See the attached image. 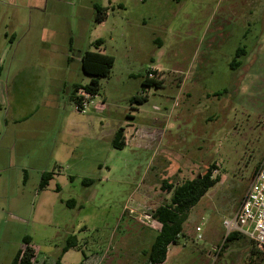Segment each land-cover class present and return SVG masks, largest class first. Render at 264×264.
Here are the masks:
<instances>
[{"label":"rangeland","instance_id":"374dc122","mask_svg":"<svg viewBox=\"0 0 264 264\" xmlns=\"http://www.w3.org/2000/svg\"><path fill=\"white\" fill-rule=\"evenodd\" d=\"M96 5L107 8L102 22ZM100 46L115 57L93 98L106 110L96 113L90 103L76 113L68 92L53 81L47 88L44 78L69 60L66 79L87 81L80 56ZM239 46L246 53L232 68ZM0 57L1 78L21 69L7 97L42 105L28 135L21 132L28 126L6 124L0 109V264H11L26 234L35 264H53L71 234L80 243L64 264H147L158 230L135 215L169 199L157 188L164 178L192 177L213 162L221 180L192 207L163 264H264V248L243 234L226 241L223 224L264 159V0H0ZM152 66L159 87L142 84ZM69 112L96 123L94 136L68 154L61 147ZM120 126L128 128L123 149L98 138ZM44 172L54 179L40 190ZM71 197L75 207L65 202Z\"/></svg>","mask_w":264,"mask_h":264},{"label":"trees","instance_id":"16d2710c","mask_svg":"<svg viewBox=\"0 0 264 264\" xmlns=\"http://www.w3.org/2000/svg\"><path fill=\"white\" fill-rule=\"evenodd\" d=\"M97 14L96 21L102 22L107 17V11L105 7L96 5ZM104 43L103 38L95 40V44L101 45ZM246 53L245 46H239L236 49L234 59L231 62L232 68H238L242 61L240 59ZM80 63L84 73L91 77L90 81L85 84H75L71 93V98L75 102L78 100L76 93L79 89L85 88L93 95H97L100 92V80L102 77L108 76L115 63V57L111 54L87 50L80 56ZM3 64L0 59V75L3 72ZM148 69L146 75L142 80L143 85L159 87L161 82L149 77L148 73L151 72ZM227 92V89L223 91L215 92V95H221ZM148 100V96H134L131 101L137 103H143ZM3 105L0 102V109ZM125 128L120 126L114 133L112 145L114 148L123 149L126 146ZM259 165L256 169H258ZM218 169L216 163H211L203 172H199L192 177H182L178 181H172L169 178H164L157 187L159 191L165 194H171L169 199L160 203L154 209L150 211L151 216L160 224L161 228L157 231L155 239L148 250H145L146 263L147 264H163L168 255L169 247L171 244H177L181 236L184 235V224L189 219V213L192 207H194L200 199L206 195L210 188L215 186L221 180V175H214V171ZM53 173L44 172L39 184V189L44 190ZM95 182L94 178H84L82 183L84 185H91ZM68 206L74 207L76 204L67 202ZM242 234L239 232H231L226 236V241L241 238ZM79 246V241L76 234H71L67 237L66 243L63 246L61 253L55 258L53 264H62L64 254L71 248ZM256 253V250L253 249ZM37 249L33 244V238L31 235L26 234L23 237V245L17 251L11 264H35L37 259ZM264 255V250L261 251ZM83 264V263H81Z\"/></svg>","mask_w":264,"mask_h":264},{"label":"crops","instance_id":"0c3cea01","mask_svg":"<svg viewBox=\"0 0 264 264\" xmlns=\"http://www.w3.org/2000/svg\"><path fill=\"white\" fill-rule=\"evenodd\" d=\"M99 51L105 53V50H104V48L102 46L99 47ZM54 56H55V54H54ZM53 58L54 57H52L50 59L52 60ZM0 59L2 61L1 57H0ZM65 63H70V62H69V60L67 62H66V60H65V62L61 61L59 63V68H58V71L55 74V76L53 78H50V76L45 77L44 78V82H45L46 87L48 88L49 83H51L53 81L54 84L59 85V88L61 90L67 91L68 95H70V98H71V93H72V90H73V86L75 84L85 85V84H87L90 81L91 77H88L87 81H85V82H73V79H71V78L69 80H67L66 77H65L66 74H67V71H66L67 69H64V67H63L65 65ZM150 69L154 70V69H159V68L156 67V66H154V67L152 66V67H150ZM3 71H4V69H3ZM17 71L18 72L15 71L8 78H1L2 74L0 75V102L3 105V108H6L5 109V115L6 116L4 118L5 123L6 124H12V125H14L16 127L19 126V129H21L20 128L21 126H28V127H24L25 131L23 129L21 131L23 133L25 132V134L28 135V133L26 131L30 130V129H32L34 127L33 121H34L36 115L39 112L41 113L42 105H41V103L39 105H33V103L31 105H29V102L22 101L21 99H16L15 97H14V99H12V98H10V96L7 97L9 92H10V90H13V88L14 89L17 88V85L20 84V82H19V79H20L19 77L20 76L19 75H20L21 69H18ZM69 71H71V69ZM70 75H71V73H70ZM42 81H43V78H42ZM5 96L7 97L8 103H6V97ZM73 103H74V101H73ZM100 104H102V102H98V103L93 104V110L96 113H104L105 110H106V108L103 109V108H97L96 107V106H100ZM74 109H75L76 113H80V114H86L87 113V111L86 112L78 111L76 109V107H75V103H74ZM49 114H50V111L48 109V110H45L42 113L41 116L49 115ZM95 123H96V120L92 121L89 116L87 118L86 117H81V118L80 117H73L72 114L69 112L68 115L66 116L65 126L63 127V130H62V133L65 135V138H67V139H65L61 149L67 151L68 154L69 153H73L74 150H76L77 148L80 147L82 140L91 139L92 138V136H91L92 134L94 136V133H92L93 132L92 129L95 128ZM128 125H130V123ZM126 130H128V128H125V130H124L125 131V133H124L125 142H126V145H127L128 138H127ZM114 133L115 132H109V133H106V134H102V135H99L98 138L102 139V138L109 137L110 144L113 147L112 140H113ZM6 137L7 136H4L3 139L1 140L2 143H4ZM18 137H20V133H19ZM22 138L25 139L24 136H22ZM93 139L95 140L96 138L93 137ZM68 140H72V142H68ZM3 148L4 149H8L7 145H4ZM99 168H100V170H103L104 168L109 169V165L107 163L106 164H99ZM71 178L73 179V177H71ZM53 179H54V175L50 179L48 186H50V183H51V181ZM97 180H100V182L104 181L103 177H100ZM95 183H96V179H95V182L92 183V184H95ZM56 190L61 192L62 186L60 185V183L56 184ZM61 200L63 202L65 201V199H62V198H61ZM69 201L71 203L75 202L76 205L78 204L77 199L74 198V197H71V198L67 199L65 201L66 204ZM125 206L123 207V210L125 209ZM82 228H83V230H87L88 229V227L86 225H82L79 228V230H81ZM77 238H78V236H77ZM78 241L80 243V239L79 238H78ZM174 245H176V244L170 245L169 251H168V255H167V259H166V261L164 263H166L168 261V259L170 257V248L172 246H174ZM174 254H175V250L173 251L172 256ZM62 264H64V260L63 259H62Z\"/></svg>","mask_w":264,"mask_h":264},{"label":"built area","instance_id":"2783aa9c","mask_svg":"<svg viewBox=\"0 0 264 264\" xmlns=\"http://www.w3.org/2000/svg\"><path fill=\"white\" fill-rule=\"evenodd\" d=\"M149 77H153V71L148 73ZM78 100L75 101V107L78 111L86 112L90 103H93V95L85 88L77 91ZM100 108V106H96ZM129 209L131 213H136L133 208L125 206V210ZM142 223L160 230V224L149 213L139 216L135 215ZM227 229L226 236L231 232H239L251 238L259 247L264 248V159L260 163L253 179L247 188L239 208L235 211L233 217L226 218L223 221ZM198 239L202 238V227L197 226ZM172 245V244H171ZM156 264V263H154Z\"/></svg>","mask_w":264,"mask_h":264}]
</instances>
